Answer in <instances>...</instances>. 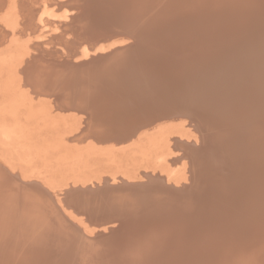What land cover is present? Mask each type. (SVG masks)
Wrapping results in <instances>:
<instances>
[{
    "label": "bare ground",
    "instance_id": "1",
    "mask_svg": "<svg viewBox=\"0 0 264 264\" xmlns=\"http://www.w3.org/2000/svg\"><path fill=\"white\" fill-rule=\"evenodd\" d=\"M133 17L146 21L138 42ZM48 26L62 30L50 49L36 43ZM151 41L163 46L158 62ZM2 66L24 79L0 75V88L21 89L29 104L48 98L46 118H74L54 146L74 143L80 169L141 142L158 153L138 174L115 162L109 177L85 182L84 172L42 175L30 154L49 147L34 151L27 133L0 122V264H264V175L249 176L264 168V0H0ZM221 67L239 73L214 78ZM45 75L57 92L35 87ZM85 114L104 126L89 130Z\"/></svg>",
    "mask_w": 264,
    "mask_h": 264
},
{
    "label": "rangeland",
    "instance_id": "2",
    "mask_svg": "<svg viewBox=\"0 0 264 264\" xmlns=\"http://www.w3.org/2000/svg\"><path fill=\"white\" fill-rule=\"evenodd\" d=\"M70 21V18H69V20L67 21V22H69ZM51 28L52 27H50V26H48L47 27V29L45 28V30H46V32H45V36L47 37V38H44V39H41V40H38V41H36V43L37 42H39V43H42L43 44V46L42 47H44V48H46V49H50V48H52L53 47V44L52 43H50V40L53 38V36H57L58 34H61V32H62V30L61 29H59V31H57V32H55V33H51ZM236 40H237V44L238 45H243V48H244V46H245V44L247 43V41H245L244 40V37L242 36V35H237V37H236ZM248 40V39H247ZM174 50H176L177 51V48H175ZM161 52H163V50L161 49L160 50ZM198 54V53H197ZM177 55H174V56H171L168 60H170V59H174L175 57H176ZM173 57V58H172ZM9 70V71H7V70ZM0 70H2V71H4L3 73L0 71V75H2V77H3V79H4V81L5 80H10L9 78L11 77V79L13 78V76H14V74H15V76H14V78L16 77V74L17 73H15V71L13 72L12 70H10V69H8L7 67L5 68V66H4V68H3V66L1 67V69ZM12 71V72H11ZM7 72V73H6ZM9 72H11V73H9ZM14 73V74H13ZM238 73H239V71H238V69L237 68H235V67H232V69H230V68H227V67H221V68H219V69H217L215 72H214V74H213V76H214V78H216V79H219V78H222V77H231L232 75H234V74H236V75H238ZM4 74V75H3ZM10 74H12V75H10ZM21 76V75H20ZM1 77V78H2ZM14 78L12 79V80H14ZM17 78H19V76H18V74H17ZM3 79H1V80H3ZM24 79V77H22L21 76V78H19V81L20 80H23ZM230 79V78H229ZM17 80V79H16ZM48 78L46 77V75L44 76V78H42V81H44V82H48ZM18 80H17V84H18V82H19ZM14 82H15V80H14ZM227 82V83H226ZM228 82H230V81H225V82H222V84L224 83L225 84V86H226V84H228ZM16 84V85H17ZM21 84V81L19 82V84L18 85H20ZM23 84V83H22ZM223 84V85H224ZM15 85V84H14ZM17 85V86H18ZM219 86V85H218ZM24 89V88H23ZM14 90H16V91H14ZM19 90H20V92H19ZM25 91H29L28 90V88H25ZM109 92H111L110 90H108ZM31 91H29L28 92V95L30 96L29 98L30 99H32L33 97V95L30 93ZM19 93H22L21 92V89H19V88H7V87H2V88H0V117H2V112H3V114H4V109H5V112H6V114H5V116L4 117H2V119L0 118V122H2V124H4L5 125V122H6V125L4 126L3 125V127H5L6 129H7V131L10 133V134H17L18 136H21L20 138H22V137H24L25 136V134L27 133L28 135H26L25 136V138L27 137V139H28V141L30 142V140H32L31 142H30V147H32V149H34V151L35 150H37L38 148L39 149H41V147L40 146H42V147H44V148H48L49 147V149H48V152H41L40 154H41V158L43 159L44 158V160H42L40 157H37L36 156V154L34 153V152H31V150H30V152H31V154H30V156L33 154V156H34V162L32 161V166L33 167H35L36 169L35 170H37L38 172H40L41 171V174L42 175H48L49 173H53V171H54V169H58V170H55V172L56 171H58V172H56V174L55 175H58V173H59V175L60 174H62V173H64L65 175H69L70 173V177H72L73 175H74V173L72 172V171H75L76 173H81V172H84V177H81L80 179H83L82 180V182L84 181H86L85 180V178L87 177V181H88V179L89 178H91V179H93V177H94V175H96V174H101V175H103V177H109V175H110V173L114 170V168H115V166H116V163L115 162H117L120 166H122L123 168H126V169H128V170H130V171H132L134 174H138V173H143V172H145L146 170H150V168L153 166V163H151V160L150 159H153L154 158V155H156L157 153H158V151H154L153 153H152V149L153 148H151V146L149 145V144H147V143H145V142H141L140 143V145L139 146H137V145H134V146H131V147H129V148H127V150L125 149V150H123V151H119V152H116L115 154H114V161L112 160L111 162H110V160H107V158L104 156L103 157V155H98V156H92L91 158H87V160H88V165H90V167L88 168V166H87V168H81L80 169V166H82L81 164H80V162H78V161H72V160H74V158L72 157L74 154L72 153V145L74 146V143H70V146L68 147V150L64 147V146H56V148H54L55 146H54V144H59V141L61 140H66L67 141V139H68V137H70V135H72V131L74 130V126L77 124V122H75V121H73V119L74 118H72V117H69V118H67V117H49V118H46L45 117V115L44 114H42V113H40L41 112V110L43 109L42 107H44V105L46 104V102H48V101H46V99H48V98H46V99H44L45 97H41V98H36V97H34L33 98V100H34V103H32V104H29V103H27V102H23L22 101V98L20 97V94ZM34 94V93H33ZM18 95V96H17ZM34 95H36V94H34ZM28 97V96H27ZM243 97H246V98H248V99H250L249 97H247V96H243ZM36 99V100H35ZM42 99V100H41ZM13 100H15V101H13ZM38 100H39V102H38ZM36 101V102H35ZM40 101L43 103H40ZM13 103V104H12ZM14 103H15V105H14ZM45 103V104H44ZM49 103V102H48ZM12 106H11V105ZM10 105V106H9ZM14 105V106H13ZM6 106V108H4L3 109V107H5ZM16 106V107H15ZM48 107L49 105L48 104H46L45 105V107ZM2 107V108H1ZM12 108H13V110H12ZM42 108V109H41ZM7 109V110H6ZM9 110V111H8ZM56 113V112H55ZM75 114H77V115H79L78 113H75ZM12 115V116H11ZM14 116V117H13ZM30 116V117H29ZM81 116V115H80ZM6 117V118H5ZM5 118V119H4ZM49 119H50V121H49ZM65 119V120H64ZM186 121H187V125H190L191 124V126H187V128L189 127V129H191V132H192V136H189V137H191V140L193 141V139H196L197 137H195L196 135H198V136H200V134H198V132H196L195 131V128L194 127H192V126H195L193 123H190L191 121L189 120V118H187L186 117ZM53 121V122H52ZM37 122V123H36ZM66 122V124L64 125V123ZM189 122V123H188ZM18 123V124H17ZM49 123V124H48ZM55 123V124H54ZM47 125V126H46ZM14 126H15V128H14ZM20 126V127H19ZM13 128V130L11 129V132L9 131V129L10 128ZM16 127H17V129H16ZM20 128V130H18ZM4 129V128H3ZM15 129V130H14ZM22 129H24V131L22 130ZM29 129V130H28ZM28 130V131H27ZM24 133H23V132ZM7 132V133H8ZM20 132H22L21 134H18V133H20ZM194 134V135H193ZM74 135V134H73ZM30 137V138H29ZM67 138V139H66ZM34 140V141H33ZM55 142H54V141ZM44 141V142H43ZM51 141V142H50ZM65 141V142H66ZM28 142V143H29ZM36 142V143H35ZM39 142V143H38ZM64 142V141H63ZM201 142H203L202 141V139H201ZM67 143V142H66ZM32 144V145H31ZM36 145V146H34V145ZM45 144V145H44ZM199 144H200V142H199ZM39 145V146H38ZM50 145L52 146V147H50ZM76 146H80V147H83V146H85L86 144H75ZM81 145H83V146H81ZM201 145V144H200ZM54 146V147H53ZM36 149H35V148ZM59 147H60V150H59ZM64 147V148H63ZM51 148H52V150H51ZM133 148V150H131ZM42 150V149H41ZM54 150V151H53ZM71 150V151H70ZM131 150V151H130ZM33 151V150H32ZM62 151V152H61ZM68 151V152H67ZM29 152V153H30ZM65 152L66 153H68V154H66L68 157H72V159L70 160L68 157H66V159H69V161L68 160H66V162H65V160H63V159H65L63 156H65ZM71 152V153H70ZM156 152V153H155ZM43 153H48L46 156H47V158L45 157V155L43 154ZM63 155H62V154ZM52 154V155H51ZM73 154V155H72ZM59 155V156H58ZM62 155V156H61ZM71 155V156H70ZM48 156L50 157V159L48 158ZM117 156H118V159H117ZM59 157V158H58ZM63 157V158H62ZM48 160H46V159ZM35 159H36V161H35ZM41 159V160H40ZM53 159H55V160H53ZM59 159V160H58ZM39 160H40V163H39ZM57 160L59 161L58 163H56L57 162ZM62 160V161H61ZM47 162V163H45V162ZM54 162V163H56L58 166H56V164H54V163H52V162ZM56 161V162H55ZM72 161V162H71ZM43 162V163H42ZM51 162V163H50ZM224 162H228V163H231L230 161H220L219 162V164H218V168L219 169H224ZM69 163V164H68ZM70 163H72V165L70 164ZM79 163V164H78ZM113 163V164H112ZM224 163V164H223ZM44 164H46L47 166H48V164L50 165V167L47 169V167L44 165ZM54 164V165H53ZM61 164H63V167H62V165ZM66 164H68V165H66ZM73 164H74V166H73ZM183 164V163H182ZM59 165H61L60 166V168H58L59 167ZM71 165V167H74V169H72L71 167H69ZM114 165V166H113ZM189 165V164H188ZM43 166H45V167H43ZM150 166V167H149ZM43 167V168H42ZM55 167H57V168H55ZM68 167V168H67ZM51 168V169H50ZM63 168V169H62ZM69 168H70V170H71V172L69 171V173L68 174H66V172H68V170H69ZM147 168V169H146ZM46 169V170H45ZM60 169V170H59ZM79 169V170H78ZM86 170V171H84V170ZM91 169V170H90ZM47 170H48V172H47ZM53 170V171H52ZM44 173H43V172ZM46 171V172H45ZM52 171V172H51ZM64 171V172H63ZM261 171V172H260ZM54 172V173H55ZM148 172H150V171H148ZM46 173V174H45ZM73 173V174H72ZM257 173H259V174H262V175H264V168L260 165V166H257V167H255V168H253L252 170H251V173H250V177L251 176H256V174ZM52 175H54V174H52ZM86 176V177H85ZM190 176V175H189ZM257 177V176H256ZM241 180H242V178H241ZM99 194V193H98ZM5 198H3V200H4ZM7 199V198H6ZM6 202H7V200H5ZM5 203V202H4ZM3 203V204H4ZM242 223V226H241V224H240V226H241V228L243 227L244 229H246V228H250L251 227V224L249 223V222H246V223H243V222H241ZM91 227V228H90ZM88 230H90L91 232H93V231H95V227L94 226H89L88 225ZM91 229H93V230H91ZM90 231H87L88 233L90 232ZM90 232V233H91ZM89 233V234H90ZM156 243V242H155ZM164 244H168V246H170L169 244H171V242H166V241H161L160 240V242H158L157 241V245H164ZM172 245V244H171ZM24 248L23 247H21L20 249H18V250H23ZM159 249H162L161 248V246H160V248ZM3 251H6V250H4V249H0V252H3ZM160 252V251H159ZM170 253V252H169ZM74 255H79V252H75L74 253ZM8 259H10V257L8 258Z\"/></svg>",
    "mask_w": 264,
    "mask_h": 264
},
{
    "label": "water",
    "instance_id": "3",
    "mask_svg": "<svg viewBox=\"0 0 264 264\" xmlns=\"http://www.w3.org/2000/svg\"><path fill=\"white\" fill-rule=\"evenodd\" d=\"M144 3H140L139 5H143ZM138 5V6H139ZM137 6V7H138ZM155 15H156V13L154 14H150V15H147L148 16V18H150V20L153 18L154 19V17H155ZM141 16V15H140ZM147 16H146V18H147ZM135 19L137 20V22L139 23V22H141V21H139L136 17H133V40L135 41V42H138V40H137V34H141V29L140 28H143V25L146 23V21H143L144 23H141L139 26H136V25H134L136 22H135ZM146 20V19H145ZM144 29V28H143ZM147 29H152L151 27L149 28V27H147ZM154 31H155V29H153ZM158 31V30H157ZM129 39H132V37H130ZM157 44H158V47L155 45V43H154V41H151L150 42V45H152L153 47H149V52L147 53V55H149L150 57L149 58H154V59H156V62H158L159 61V57L160 56H162L163 55V53L164 52H161L160 50L161 49H163V46H160V43H158V42H156ZM70 45V44H69ZM54 54H56V55H60V48L59 47H56V50H54V52H53ZM136 55V54H135ZM118 58V57H117ZM111 61V60H110ZM41 66L43 67V68H45V71H49L50 72V68H48L47 66H45V65H43V64H41ZM150 67V66H149ZM141 68H143V67H141ZM145 68V67H144ZM143 68V69H144ZM169 70H171V69H169ZM168 69H167V71H169ZM59 72V71H58ZM59 73H61L62 74V72H59ZM58 73V74H59ZM151 72L150 71H148V75H151L150 74ZM166 74V73H165ZM39 77H41V76H39ZM34 85H35V87H45V88H48V89H50L52 92H57L61 87L60 86H56V84H54L53 82H44V81H42V80H40V81H37L36 83H34ZM70 86H76V85H70ZM50 87V88H49ZM57 87H59V88H57ZM97 95V94H96ZM99 96L100 95H104V93L103 92H99V94H98ZM75 97H76V95H74ZM82 96V97H81ZM79 97V100L81 101V102H83L82 104H83V106H84V104H85V107L87 108V107H89L90 105H91V103H92V101L94 100V99H87V98H84V95L83 94H81L80 95V93L77 95V98ZM90 97H92V96H90ZM92 98H95V97H92ZM86 116H87V121H86V123H85V126L87 127L88 126V128H89V130H91V128L93 127V129H94V132H98L101 128H100V126H104V125H102L101 124V122H99V121H97V119H96V117H94V115L92 116V117H90V116H88V114H85ZM92 131V130H91Z\"/></svg>",
    "mask_w": 264,
    "mask_h": 264
}]
</instances>
